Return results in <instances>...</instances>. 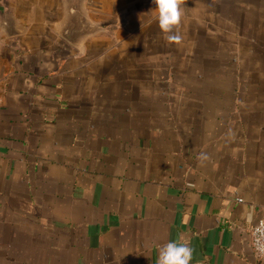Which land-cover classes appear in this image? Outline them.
I'll return each mask as SVG.
<instances>
[{"label": "crops", "instance_id": "crops-1", "mask_svg": "<svg viewBox=\"0 0 264 264\" xmlns=\"http://www.w3.org/2000/svg\"><path fill=\"white\" fill-rule=\"evenodd\" d=\"M0 0V264H264V0Z\"/></svg>", "mask_w": 264, "mask_h": 264}, {"label": "clouds", "instance_id": "clouds-1", "mask_svg": "<svg viewBox=\"0 0 264 264\" xmlns=\"http://www.w3.org/2000/svg\"><path fill=\"white\" fill-rule=\"evenodd\" d=\"M157 12L158 27L168 33L170 41L179 42L180 36L171 35L182 19V6L180 0H152ZM193 250L186 244L174 241L168 242L159 250L157 264H191Z\"/></svg>", "mask_w": 264, "mask_h": 264}, {"label": "water", "instance_id": "water-1", "mask_svg": "<svg viewBox=\"0 0 264 264\" xmlns=\"http://www.w3.org/2000/svg\"><path fill=\"white\" fill-rule=\"evenodd\" d=\"M67 21L63 28L62 38L71 45H77L81 40L90 37L99 29L87 22L82 11L81 0H66Z\"/></svg>", "mask_w": 264, "mask_h": 264}, {"label": "built area", "instance_id": "built-area-1", "mask_svg": "<svg viewBox=\"0 0 264 264\" xmlns=\"http://www.w3.org/2000/svg\"><path fill=\"white\" fill-rule=\"evenodd\" d=\"M251 243L254 255L264 261V221H259L251 231Z\"/></svg>", "mask_w": 264, "mask_h": 264}, {"label": "rangeland", "instance_id": "rangeland-1", "mask_svg": "<svg viewBox=\"0 0 264 264\" xmlns=\"http://www.w3.org/2000/svg\"><path fill=\"white\" fill-rule=\"evenodd\" d=\"M81 3H82V1H81ZM82 11H84V10L82 9ZM89 24H90V22H89ZM91 25H92V24H91ZM92 26H93V25H92ZM95 28H98L99 30L102 29V28L99 27V24H98V25L95 24ZM98 34H99V31L96 32V33H94V34L91 35L90 37H95V36L98 35Z\"/></svg>", "mask_w": 264, "mask_h": 264}]
</instances>
